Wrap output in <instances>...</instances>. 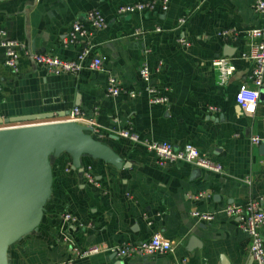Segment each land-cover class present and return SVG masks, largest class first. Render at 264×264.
Segmentation results:
<instances>
[{
	"label": "crops",
	"instance_id": "1",
	"mask_svg": "<svg viewBox=\"0 0 264 264\" xmlns=\"http://www.w3.org/2000/svg\"><path fill=\"white\" fill-rule=\"evenodd\" d=\"M139 1L144 0H0V25L9 37L31 51L67 60L79 51L62 45L69 24L83 21L92 8L104 15L106 26L90 38L91 54L102 59L100 70L87 67L88 57L77 74L54 75L21 52L10 69L0 46V116L53 112L59 119L57 114L78 106L99 130L91 129L90 136L115 157L110 162L84 154L73 165L65 152L52 155L41 219L8 245L7 264H55L72 257L74 248L140 243L155 233L171 242V251L126 258L99 252L75 257L76 264H254L249 235L224 212L227 205L254 197L262 198L264 208V142L251 143L252 136L264 138V87L253 113L235 102L239 85L250 82L246 30L261 24L254 0H146L154 2L153 10L117 14L120 5ZM179 18L185 22L179 24ZM225 29L236 38L219 37ZM226 44L231 55L223 54ZM217 57L232 67L225 83L212 65ZM142 62L149 66L151 83L161 92L168 89L166 104H150L144 92L105 94L108 75L126 90L141 91ZM119 130L178 148L192 144L219 162L225 175L182 161L159 166L143 144L117 136ZM88 167L97 186L84 178ZM201 192L199 198L187 196ZM193 210L212 212L213 219L198 221ZM64 212L77 221H63ZM260 235L264 238V228ZM191 237L199 245L190 243Z\"/></svg>",
	"mask_w": 264,
	"mask_h": 264
},
{
	"label": "built area",
	"instance_id": "2",
	"mask_svg": "<svg viewBox=\"0 0 264 264\" xmlns=\"http://www.w3.org/2000/svg\"><path fill=\"white\" fill-rule=\"evenodd\" d=\"M165 4L166 0H162ZM154 2L139 1L130 4H123L117 8L118 15H124L133 11H151L154 9ZM164 8V5H163ZM252 9L255 14L260 16L261 24L258 27H253L246 30V35L250 40L249 50L246 56L252 63L251 71L248 76L249 83L243 82L239 85L236 94L235 102L239 108L245 113H253L259 98V91L264 87V0H254ZM185 18H179L178 23L183 24ZM106 26V19L104 15L96 8L89 9L85 13L83 21L74 20L69 24L68 31L62 39V45H76L78 46L77 56L72 60L62 59L53 56L49 53H38L31 51L28 46L17 39L8 36L4 27L0 25V46L4 52L3 64L10 69L16 68L17 55L21 52L35 65L44 68L48 73L58 75L61 73L77 74L84 67V61L89 57L87 67L90 70H100L102 67V59L100 56L92 55L91 37L93 32L103 29ZM155 30L159 31L160 28ZM218 36L226 42L230 39L236 38V32L225 29L218 32ZM180 42L185 46H189V42L180 39ZM212 65L218 71L220 83L227 82L232 67L228 64L225 57H217L212 61ZM138 75L145 86L141 91L126 90L120 82L108 75L106 79L105 94L107 96L116 97L121 94H128L135 96L138 92H144L148 97L150 104H166L168 97L164 89L159 91L157 86L151 83V71L146 62H142L138 69ZM59 120L63 122H75L83 126L89 127L95 133H99L97 126L93 119L85 118L81 108L73 106L68 115ZM10 127V125L0 124V129ZM117 136L126 138L132 142H139L144 145L147 151L151 152L159 166H164L167 163L182 161L209 172L218 175H225L223 166L212 160L210 157L200 155L197 149L192 144H185L178 148L169 142L144 141L140 140L138 136L128 130H119L116 132ZM264 142V138L259 136H252L251 143L259 144ZM86 181L92 185L97 186V183L91 173L90 167L83 172ZM248 181V180H247ZM204 195V192L196 195L188 194V197L199 198ZM224 212L237 220L238 226L243 229L250 237L251 244L249 248V256L254 264H264V238L260 235V230L264 228V208L261 197L251 198L244 205H227ZM191 216L198 221L210 222L213 219L212 212H201L197 210L191 211ZM63 221L75 222V216L69 212L62 214ZM172 250L171 242L162 237L160 234H153L147 241L134 243L123 242L115 245L101 244L91 245L89 248L79 250L74 248L72 250L73 256L55 264H76L77 256L82 257L89 254H96L99 252H106L112 254L117 258H126L130 256H147L156 253H165Z\"/></svg>",
	"mask_w": 264,
	"mask_h": 264
},
{
	"label": "water",
	"instance_id": "3",
	"mask_svg": "<svg viewBox=\"0 0 264 264\" xmlns=\"http://www.w3.org/2000/svg\"><path fill=\"white\" fill-rule=\"evenodd\" d=\"M232 52L224 45V55ZM53 117V112L0 116V124L10 125L0 129V264H7L8 245L41 219L50 192L52 155L65 152L73 165L84 154L115 161L110 149L90 136V128ZM190 243L199 245L193 237Z\"/></svg>",
	"mask_w": 264,
	"mask_h": 264
}]
</instances>
